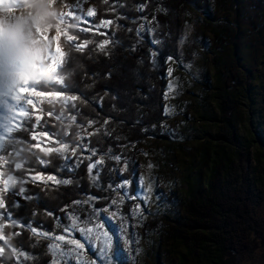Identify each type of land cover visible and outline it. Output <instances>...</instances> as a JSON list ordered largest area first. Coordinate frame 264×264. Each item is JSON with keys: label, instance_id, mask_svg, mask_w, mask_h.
Masks as SVG:
<instances>
[{"label": "trees", "instance_id": "trees-1", "mask_svg": "<svg viewBox=\"0 0 264 264\" xmlns=\"http://www.w3.org/2000/svg\"><path fill=\"white\" fill-rule=\"evenodd\" d=\"M93 1L95 15L89 17L88 22L77 19L72 23V18L66 15L72 7L61 21L59 16L45 9L53 0H31L38 10L46 13V19L42 20L41 16L38 19L27 17L20 34L26 44L31 45L36 41L34 46L41 49L43 59L39 76L49 82L40 90L55 92L63 89L62 95L79 96L76 101H69L67 107H64L62 98L55 105H49L47 98H37L43 102L37 105L36 114L43 116L41 123L47 121L61 138L70 140L73 147L81 143L97 148L99 158L104 160L103 165H98L101 169L98 182L86 172L87 160L72 172H58L65 162L59 153L54 151L45 156L39 149L33 148L35 141H17L15 154L0 156V165L3 166L0 168L3 172L0 190L4 179L14 175L16 187H25L26 194H34L15 210L13 217L31 219L32 226L37 227L38 232L47 231L48 236L34 235L23 228H4L3 234L7 239L0 242V247L5 248L0 264H13V256L16 257L15 264H48L50 260L56 264L58 255L56 252L50 254L46 245L53 243L50 240L52 229L56 234L62 233L65 226L64 205H69L68 213L80 215L85 211L83 204L74 205L70 201H87L89 194H92L104 197L96 203L97 207H102L109 205L110 199L114 198L118 201L117 207L125 214L139 201L137 172L140 144L149 138L169 140L176 136L166 123L168 73L165 60L176 57L177 40L183 31L184 12L189 5L203 14L215 15L214 18L208 16L214 30V43L219 48L230 47V58L221 60L214 55L217 88L221 91L217 94L220 98V116L213 115L218 127L216 133H207L208 138L202 144L199 155L192 158L183 177L187 184L184 194L178 196L170 192L167 200L174 215L165 214L140 222L141 230L145 238L155 236L163 247L159 252L163 255L159 264H240L245 255H252L264 247V215L261 213V206L264 205V139L251 131L249 135H242L238 129L244 112L249 122L254 116L251 107L243 110L244 101L252 97L249 83L236 73L239 62L236 50L240 45L238 38L240 30H243V21L238 18L233 21L229 15L217 17L216 14L222 7L231 11L227 3L239 14L245 7H261V0ZM141 5H144L143 12L140 11ZM108 19L113 24L100 29V33L108 35L97 33L93 25ZM252 23L258 26L254 19ZM58 27L76 36V43L88 40L89 44L83 52H78L70 47V42L62 35L60 45L68 55L53 75V72L46 71L50 66L49 44L36 33L42 28L48 35ZM81 28L92 30L82 32ZM138 28L142 35L137 34ZM148 29L153 31L149 33ZM105 39L114 41L104 50L109 55L97 48ZM152 40L157 43L153 44ZM157 60L161 63L160 67L156 66ZM56 79H63V85L53 86ZM241 89L246 93V99L242 98ZM256 92L253 90L252 95ZM203 98L206 99V96ZM73 103L76 108H72ZM50 109L59 113L61 119L49 117ZM73 115L75 120L72 119ZM90 120L94 123L88 127ZM77 136L86 139L78 141ZM3 143L11 144L12 141L5 137ZM252 144L256 146L253 153ZM42 147L58 148L59 145L48 141ZM30 152H36L47 161V165L36 163V158ZM113 153L122 156L120 163L113 165ZM80 155V150H77L76 157ZM26 160L36 165L37 173H57V179L70 176L73 183L65 186L54 182L38 185L29 182L25 185L21 180L24 169L13 174L10 166L13 162L24 163ZM124 163L126 168L123 167ZM123 180L130 182L126 191L136 199L123 198L124 189L114 194L108 187L118 185ZM13 198L10 193L7 194L8 202ZM110 209L113 210L111 206ZM57 217L62 219L58 221ZM126 219L118 216L116 222ZM67 221L79 227L87 226L75 215L68 216ZM15 232L20 235H12ZM21 244L24 251H20ZM13 247L17 249L16 252L12 251Z\"/></svg>", "mask_w": 264, "mask_h": 264}, {"label": "rangeland", "instance_id": "rangeland-1", "mask_svg": "<svg viewBox=\"0 0 264 264\" xmlns=\"http://www.w3.org/2000/svg\"><path fill=\"white\" fill-rule=\"evenodd\" d=\"M261 2V7H245L239 14L235 10L233 11L230 4L227 3L231 11H226L222 7L223 9L216 16L223 18L229 15L233 21H236L237 18L243 21V30H240L238 38L240 45L236 50V58L239 60L236 73L243 76L249 83L252 97L248 98L249 101H244L243 110H249L251 107L254 116H251L252 121L249 122L244 112L238 129L242 135H249L248 132L251 131L264 139V0ZM94 3L93 0H84L83 10L86 12L89 9H94ZM70 7H72V0H55V2L49 3L45 9L60 17V14L67 13ZM184 15L183 31L177 40L176 57H168L165 60L168 73L167 85H172L171 89L167 87L165 95V107L168 115L166 123L176 136H172V139L169 140L149 138L140 144L141 155L137 172L139 201L135 205L141 206L142 211L137 215H142L143 219L137 222L135 229L139 241L138 252L133 253L132 248L126 241L124 242L128 256L126 264H159V259L161 260L163 256L160 254L163 247L155 236L150 239L144 237L140 222L165 214H169L171 217L174 215L167 200L170 192L178 196L184 194L187 184L183 181V177L192 158L199 155L202 144L208 138L207 133H216L218 127L213 115L220 116V98L217 94H220L221 91L217 88L218 74L214 65V55H218L221 60L230 58V47L219 48L214 43V30L209 23L208 16L214 18L215 15L203 14L194 10L190 5L186 7ZM40 16L41 11L35 7L31 0H0V38L11 40L15 36L21 35L20 28L23 21L27 17L38 19ZM253 19L258 26L252 23ZM55 33L56 29H52L48 34L51 41V45L47 41L49 52H54L55 42L51 38L55 36ZM160 65V61L157 60L156 66L160 67ZM51 67L50 65L46 68L48 73L53 72L50 70ZM41 69L43 70L44 67ZM169 69H171L170 74ZM253 90L257 92L252 95ZM245 95L246 93L241 89L243 99H246ZM204 96L206 99L203 98ZM255 148V144H252L251 153ZM261 213L264 215V205L261 206ZM102 215L111 216L112 209ZM118 216L120 217L117 212V215L113 217L115 224L123 225L128 222L126 219L124 222L117 223ZM105 227L108 229L109 235L114 234L112 226L106 221ZM130 232L129 229V235ZM75 235L76 238H80L78 232ZM64 243L53 240V244H58L60 248H63ZM116 247V242L113 239L112 264H125L124 256L120 258L119 262L115 259ZM87 249L88 245L86 244L85 249L80 251L77 258L78 264H92L94 253ZM56 254L63 255V253ZM56 264H60L59 259ZM240 264H264V247L257 249L252 255H245Z\"/></svg>", "mask_w": 264, "mask_h": 264}, {"label": "snow or ice", "instance_id": "snow-or-ice-1", "mask_svg": "<svg viewBox=\"0 0 264 264\" xmlns=\"http://www.w3.org/2000/svg\"><path fill=\"white\" fill-rule=\"evenodd\" d=\"M55 2V0H53ZM84 0H72V8L66 14L67 17L72 18V23H75L77 19L82 22H88V18L95 15L94 9H89L86 12L82 8ZM19 7V5H18ZM42 7V5H41ZM140 11H144V5H141ZM61 21L64 20L65 14H60ZM41 19H46V13L41 11ZM113 24L111 19L102 20L99 24H94L95 31L101 35H108V33H100L101 28H109ZM143 27V26H142ZM92 28H81L80 31H91ZM138 35H142L140 29L137 30ZM153 30L148 29L151 33ZM43 40L51 41L48 35L45 34L44 29H38L37 33ZM65 36L67 41L70 42V47L75 48L78 52H83L84 48L89 44L88 40L83 43H76L77 37L69 34L67 31H63L61 28H57L55 36L51 38L55 42L54 52H49V62L52 66L50 70L55 75L57 67L64 64L65 58L68 55L60 45L61 36ZM153 44L157 43L156 40L151 41ZM36 41H33L31 45L24 42L23 35L15 36L9 40L7 38H0V156L15 154L17 141L23 143H31L35 141L33 148L39 149L45 156L52 154L54 151L59 153L62 159L65 161L58 172L68 171L72 172L83 164L85 160L86 172L92 175V179L98 182V177L101 169L98 165H103L104 160L99 158L98 150L95 147H91L90 144L77 143L74 147L72 142L67 139L61 138L60 134L50 127L47 121L41 123L43 120L42 115H37V105L43 101L37 98H47L49 105H55L61 98L64 101V107L68 106L69 101H76L79 99L78 95H62L63 89L55 92L40 90L44 88L45 84L49 81L41 79L39 76V69L42 66L41 49L35 47ZM114 43L105 39L97 45L100 52H104L109 44ZM105 55L109 53L104 52ZM151 55V54H150ZM169 74L171 69L168 70ZM110 75V74H109ZM44 80V83H41ZM31 81V83H30ZM56 84L63 85V79H56L53 86ZM168 88H172V85H168ZM72 108H76L75 103L72 104ZM42 111V109H40ZM49 117H55L57 120L61 119V115L56 113L54 109L48 111ZM75 120V115L72 116ZM83 123V122H81ZM94 121H88V127H91ZM104 123H107L105 121ZM39 129V130H38ZM99 131V129H97ZM19 134V135H16ZM94 134V133H93ZM7 137L12 141L11 144H4L3 141ZM86 139L83 136H77V140ZM52 141L58 144V148L42 147V144ZM77 150H80L81 155L76 157ZM108 154V153H104ZM30 155L36 158V163L42 166L47 165V161L40 158L36 152H30ZM95 157V159H94ZM113 165L122 161V156L118 154H111ZM27 165V166H26ZM3 166L0 165V168ZM36 165L30 161L24 163H11L10 172L15 174L19 170L24 169L21 176V180L26 185L31 182L33 184H47L48 182H54L57 185H71L73 183L72 177H64L57 179V173L45 175L43 172H35ZM123 167H127L126 163ZM118 171V170H117ZM3 176V172L0 171V177ZM128 180L121 181L118 185H109L108 187L115 192L120 189L125 191L122 193L123 198L132 200L136 199L134 196L128 195L126 189L129 185ZM16 179L14 175H9L3 181L2 190H0V242L6 241V236L3 234V229L6 227L23 228L30 231L32 234H38L41 236H48L47 231H39L37 227L32 226L31 219L24 220L23 217H13L15 210L22 207L23 202L32 198L34 194H26L27 189L25 187H16ZM11 194L14 197L10 202L7 201V194ZM90 199L87 201L75 200L70 201V204L78 205L83 204L85 211L83 214L76 215L75 213H68L66 210L69 205H64L65 218L64 228L61 234H56L55 229H52L53 235L50 240L57 242H65L63 248H60L58 244L49 243L46 247L49 249L50 254L52 252L63 253L62 256H58L60 264H78V256L81 250L85 249V245H88V251L94 253L92 264H112L113 253L112 244L113 239L116 242V250L114 257L117 262L124 256L125 264L128 259L127 253L124 248V242L126 241L129 247L132 248L133 253L139 250V241L137 239V233L135 231L137 222L142 221L143 216L137 215L140 213L141 206L135 205L130 208L128 213H123L118 207L117 199H110L109 205L97 207L96 203L104 197L94 196L89 194ZM122 202V201H121ZM112 207V215L104 216V212H107L109 207ZM120 214V218L123 220L128 218V222L123 225H117L113 221V217ZM51 214V213H50ZM75 215L82 224L86 223V227H79L75 223H69L67 217ZM62 218L57 217V220ZM6 221L7 223H4ZM105 221L112 226L114 230L113 235H109L108 229L105 227ZM42 228V225L40 226ZM131 230L130 235L128 230ZM95 230V231H94ZM79 233L80 238H76L75 233ZM12 235H20L19 232L12 233ZM83 241V242H82ZM99 241V244L97 242ZM13 252H16L15 247L12 248ZM20 251H24L21 244ZM5 252L4 247H0V257H3ZM13 264L16 262V257L13 256ZM48 264H53L50 260Z\"/></svg>", "mask_w": 264, "mask_h": 264}]
</instances>
